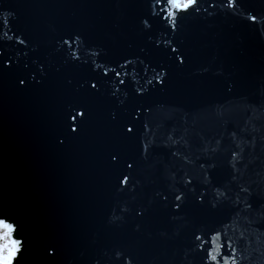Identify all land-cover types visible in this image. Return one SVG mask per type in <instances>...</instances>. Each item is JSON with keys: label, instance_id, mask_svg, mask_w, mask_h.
<instances>
[{"label": "water", "instance_id": "obj_1", "mask_svg": "<svg viewBox=\"0 0 264 264\" xmlns=\"http://www.w3.org/2000/svg\"><path fill=\"white\" fill-rule=\"evenodd\" d=\"M0 219L14 264H264V0H0Z\"/></svg>", "mask_w": 264, "mask_h": 264}, {"label": "snow or ice", "instance_id": "obj_2", "mask_svg": "<svg viewBox=\"0 0 264 264\" xmlns=\"http://www.w3.org/2000/svg\"><path fill=\"white\" fill-rule=\"evenodd\" d=\"M173 8L176 9H188L197 3V0H168ZM174 15V14H173ZM254 20L255 17H252ZM23 83V81H21ZM95 87V85H92ZM77 115L83 117V112H78L73 115L71 119L75 121ZM75 129V126L73 127ZM131 131V129H129ZM126 182V180L124 181ZM15 229L13 224L0 219V264H14V261L21 250V241L13 238ZM215 259V257H213ZM235 260V257H233Z\"/></svg>", "mask_w": 264, "mask_h": 264}]
</instances>
